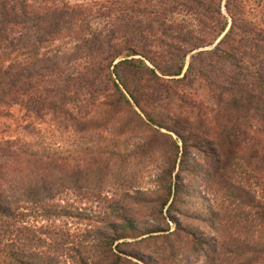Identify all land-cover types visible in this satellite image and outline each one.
I'll return each instance as SVG.
<instances>
[{"label": "trees", "instance_id": "1", "mask_svg": "<svg viewBox=\"0 0 264 264\" xmlns=\"http://www.w3.org/2000/svg\"><path fill=\"white\" fill-rule=\"evenodd\" d=\"M106 1L103 27L89 30L85 10L61 0H0V113L19 106L79 135L67 153L0 138V264H191L182 244H157L169 231L159 218L191 250L210 251L212 264H264V15L252 20L245 0ZM74 35L71 50L42 51ZM164 81L202 88L215 126L195 133L145 107L141 98ZM136 110L159 130L137 151L169 146L158 190L122 193L97 212L70 207L67 193L101 199L122 154L115 140L97 142L99 132L123 133L130 117L143 120ZM235 172L262 194L230 182ZM63 219L94 226L75 237L54 224Z\"/></svg>", "mask_w": 264, "mask_h": 264}, {"label": "rangeland", "instance_id": "2", "mask_svg": "<svg viewBox=\"0 0 264 264\" xmlns=\"http://www.w3.org/2000/svg\"><path fill=\"white\" fill-rule=\"evenodd\" d=\"M61 1L68 6H78L82 10H85L86 18H84L83 21L88 25L87 27L89 30L100 29L103 27L105 21L100 17L101 15L99 16L98 11L105 8V5L107 4L106 0ZM244 6L252 20L258 22L263 17L264 0H245ZM77 38L78 36L74 35L62 41L54 42L47 45L42 51L63 52L71 50L77 44ZM141 99H143V105H145V107L151 110H158L172 119L185 122V126L192 128L195 133L202 132L203 125L206 126L208 123H211L215 126V122H217L214 120L215 118L212 114L214 109L210 105L209 98L202 88L188 89L182 87L175 81H164ZM55 100L56 98H51L49 102L53 103ZM1 109L2 108L0 107V110ZM136 111L143 120L140 121L130 117L123 133L115 131L111 132V130L99 132L100 139H97V142L104 140L101 143H107L110 147L109 140H115L118 142V150L122 154V158H116L111 161V167L108 169L109 175L103 182V187L98 190L101 199L86 201L78 199L77 196L72 193H67L64 195L63 201L68 202V205H71L70 207L80 208V210H88L89 212H97L98 209L103 208L106 205L107 201L115 198L118 199L122 193L133 194L134 191L138 190L148 192V195H151L152 191L156 192L158 190L155 182L157 174H159L165 161L170 157L169 146L159 140L160 145L156 148L137 151V144L155 136L156 130L158 129L148 124L140 114V111ZM27 115L28 114L19 106L10 108L6 113L5 111L0 113V138H16L24 135L26 139L31 142H36L38 139H41L43 143L42 146L51 150H58L62 153H67L69 151L75 152L79 135L57 129L53 123L55 121L49 119V117H45L43 121H39L33 118L32 115H30V117H27ZM126 121L127 120H125V122ZM115 123H118V120H116ZM160 132L166 134L165 130H160ZM169 135H171L173 140L176 139L174 135ZM157 137L158 134L155 138ZM82 158L83 155L80 152H76V154L72 156V159L76 161L78 166H84ZM88 164L89 166L87 168L90 167L91 171H96L98 166L94 160H90ZM71 165L73 166V164ZM240 165L244 167L247 172H250L253 168L252 165L245 162H241ZM118 171L121 172L119 180L114 177V175L118 174ZM228 179L234 185L242 184L243 187L253 190L259 196L262 194L257 182L251 180L248 181L236 172L230 173ZM210 198L215 204L216 199L213 197ZM223 198L224 197L219 193V198L217 197L218 201L216 204L219 208L223 206L224 210L226 203ZM99 200H104L105 202H100ZM165 213L166 211L164 210L163 217L166 216ZM149 214H151L150 210L147 215ZM159 220L158 224L163 227L167 224L169 231L160 234L161 237L156 241L157 244L167 243L168 241L180 243L186 250V254L191 261V264H212L213 260L209 257L211 255L210 251H199L198 249H192L196 250L192 251L191 244L187 245L188 241L186 238H183L182 235H175L174 226L171 223L167 220L164 221L162 218H159ZM54 224L62 227L64 231L75 237L92 230L94 226L91 223L71 219H63L54 222ZM29 225L40 227L47 225V223H37L32 221ZM210 234L218 236L215 232ZM213 264H228V262L216 261L213 262Z\"/></svg>", "mask_w": 264, "mask_h": 264}]
</instances>
